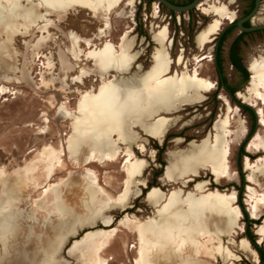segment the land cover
I'll use <instances>...</instances> for the list:
<instances>
[{"label":"rangeland","instance_id":"rangeland-1","mask_svg":"<svg viewBox=\"0 0 264 264\" xmlns=\"http://www.w3.org/2000/svg\"><path fill=\"white\" fill-rule=\"evenodd\" d=\"M6 1L28 9L36 4L39 10L36 15H20L17 34L8 43L0 62V212L11 218L7 223L11 232L0 240V264H83L76 254H71L72 248L91 243L96 248L102 241L100 233H108L112 228L117 233L104 238L105 245L99 255L107 264H139L137 236L131 228L135 222L163 220L167 213L163 204L175 191L182 198L191 196L195 200L215 191L222 197L232 195V204L218 212L232 216L235 207L239 211L224 240L214 232L211 238L215 246L223 245L228 250L230 260L203 256L199 264H260L257 251L245 236L247 223L242 208L249 220L256 221L250 226L254 243L264 248V175L257 171L264 165V148L253 145L264 143V124L258 116L254 136L244 146L249 157L241 159L238 170L239 144L249 134L250 116L218 87L219 73L213 60L218 38L239 18L247 0H200L198 9L190 15H170L169 10H161L150 0H117L111 8L105 7L101 0ZM47 4L59 12H46ZM216 21L218 28L207 35L205 30ZM252 22L264 24V0ZM239 33L233 29L222 45V74L229 88L238 89L235 96L238 102L249 104L256 111L260 108L264 115V103L247 92L250 81L247 68L264 61V34L244 37L241 60L248 80L243 82L227 61L229 46ZM156 38H160L159 44ZM160 49L159 64L154 67L153 58ZM65 64L71 65V70L62 69ZM205 81L213 87H206ZM120 86L133 91V101L128 107L106 101L100 103L97 117L93 114L86 117L83 100ZM150 88H161L165 93L152 100L163 106L155 109L144 123L163 124L162 138L146 135L141 131L142 122L134 119L146 105L143 96ZM225 120L232 123L233 131H239L236 138L234 135L230 138L229 175L216 179L204 165L194 175L186 176L178 166L179 159L188 157L193 148L214 143L215 124ZM105 121L117 122V130L108 136V141L113 143L110 145L119 148L114 159H101L94 146L102 139L97 122ZM128 145L133 152L129 161L123 152ZM45 147L61 151L47 181L35 189L27 182L21 183L16 186L19 193H10L11 181L19 182V176L27 178L42 163L41 152ZM86 151L87 161H82V153ZM126 161L143 162L145 166L134 174L136 178L131 175L125 193L119 195L126 179L123 169ZM171 163L177 164L176 176L169 174ZM248 176L253 178L248 180ZM85 178L92 180V186L99 191L98 203L90 213L81 205ZM148 185L153 186L148 188ZM154 190L163 196L159 203L151 205L147 196ZM45 193L48 194L44 196ZM48 195L50 201H46ZM61 201L69 203V211L58 215L56 210ZM118 205L123 208L120 210ZM213 219L218 222L220 217ZM218 224L223 226L221 221ZM239 248L249 249L257 261Z\"/></svg>","mask_w":264,"mask_h":264},{"label":"bare ground","instance_id":"bare-ground-1","mask_svg":"<svg viewBox=\"0 0 264 264\" xmlns=\"http://www.w3.org/2000/svg\"><path fill=\"white\" fill-rule=\"evenodd\" d=\"M116 1L117 0H101V2L105 3V5H106L105 7H107V8H111L115 4ZM49 3H50V1H49ZM21 6L20 7L19 6H13L9 2H7L6 0H0V62L2 61L1 56L3 55L4 52H6L8 43L17 34V20H18V18H20V15L27 16V14H29V13L36 15L38 13L37 11L39 10V6L36 4H31V9L22 8ZM198 6H199V4H198ZM198 6H197V9H198ZM102 8H103V6H102ZM65 9H66V7H65ZM45 11L51 12V13L59 12L57 10V8L53 7V5L51 6L48 4L45 6ZM106 12H107V10H106ZM90 13H91V11H90ZM218 16L219 15H217V17ZM43 20H45V19H43ZM231 23H233V22H231ZM220 24H221V22H220ZM51 25H53V24H51ZM51 25H50V28H51ZM218 25H219V21H216L213 24H210V26L205 30L206 31L205 33L207 35L212 33V32L214 33V31L218 28ZM205 28H206V26H205ZM162 36H165V35H162ZM158 37H159V35H158ZM163 40H164V38H163ZM155 42L159 44L160 38H156ZM9 48H10V46H9ZM114 48H116V47H114ZM161 54H162L161 49L155 53L154 58H153L154 59L153 60V66L154 67L158 66ZM207 56H209V55H207ZM204 58H205V56H203L201 59H204ZM61 59H62V57H61ZM127 59H129V58H127ZM164 61H166V60L164 59ZM65 63H66V61H65ZM162 65L164 66V64H162ZM63 68L64 69L66 68L67 70H71L72 66L65 64L62 66V69ZM162 69H161V72H162ZM248 69L250 71V81L248 84L247 92H248V94L253 95L257 99V101L264 103V61H262L258 64H251ZM148 70H149V68H148ZM84 73L85 72H82V74H84ZM150 73H152V72H150ZM153 75L154 74L152 73V76ZM157 75H158V73H157ZM197 76H198V74H197ZM130 77L131 76H129V78ZM149 77H151V76H149ZM79 80H80V78H79ZM115 82H117V81H115ZM205 85L208 88L213 87V84L210 82H207V81H205ZM152 88L147 90V94H145L143 96V99L145 100L146 105L134 116L135 117L134 119H136L135 121H137V122H142L143 129L141 128V131H143L146 135H149L151 137L162 138L163 135L165 134V131L163 129V124L160 123V124L152 125V123H151V125H147L146 123H144V122H148V121H146L147 118H149L151 116V114L154 112L155 109H157V108L160 109L163 106V104H161L159 101H157L155 103L152 100L154 99V97H157V96H158V98H160L165 93L162 92L161 90H159L161 88L151 90ZM183 90H185V89H183ZM132 92L133 91H127V89H125L124 87L122 88L120 86V88L106 89L105 91L103 90L99 94H96L93 98L83 100L82 101L83 109H85L86 112H88V116L86 115V117L88 118L91 114L96 116L97 112H98V107H100V103H102V105H103V103H105L106 101L111 102V104H121L123 106L128 107V104L133 101V98L131 97V95L133 94ZM204 93H205V91H204ZM172 95H173V91H172ZM197 95H198V93H197ZM198 97H199V95H198ZM236 97H237V92H236ZM158 98H157V100H158ZM169 110H171V109H169ZM77 114H78V112H77ZM257 114L260 118V123L264 124V115H263V112L260 108L257 109ZM84 119L86 120L85 117H84ZM157 120H159V119H157ZM160 120H161V118H160ZM86 121H88V120H86ZM217 122H219V123L215 124L216 133H215L214 143H212L210 145H206V146L204 145L200 148H199V146L196 148H193L194 151L192 153H190V155H188V157L182 156L179 159L178 166L183 170V173H185L186 176L194 175V172L198 168H201L204 165H205L204 167H206V169L213 176H215L216 179L222 178V177L225 178L229 175L228 157L230 155V147H229V145L231 143L230 138L232 137V135H234V138H236L239 134V131H233L232 130V123L228 120L217 121ZM222 122H224V123H222ZM234 123H236V122H234ZM97 124L101 127V135L100 136H102L101 137L102 141L100 140V142L96 143L97 145H94L95 149H96L97 153L101 156V159H103V158L114 159L119 152V148L116 146L112 147L110 145L113 143H110L108 141V138H109L108 136L112 131L117 130V127H116L117 122L105 121V122H97ZM99 131H100V129H99ZM99 131H98V133H99ZM94 132H96V131H94ZM98 138H100V137H98ZM128 139H129V137H128ZM202 141H204V140H202ZM90 143H92V141L89 142V144ZM87 145H88V143H87ZM253 145L256 147L261 145L264 148L263 142L259 143V144L253 143ZM123 152L125 154L124 156H125L126 160H128V161L131 160V158L133 157V152H132V149L129 145L125 148V151H123ZM87 154H88L87 151L82 153V159H81L82 161L83 160L87 161V158H86ZM41 155L43 156L42 163H39L36 166V168L34 169V173L32 174L33 178H32V175L27 176V178L23 177V176H21V177L19 176L18 177L19 182L15 181V180L11 181L9 183V184H11L9 186V192L11 191L10 193H14V194L19 193V192H16V186L17 185L19 186L21 183L27 182V184L31 185L32 189H35L37 187H40L41 184H43L47 181L54 162L60 160L61 151H56L55 149L45 147L42 150ZM81 160H79V161H81ZM128 161H126L123 164V169H124V173L126 174V179L124 180L123 190L120 192L119 195H123L125 193V190L127 189V185H128V182L130 180L131 175L138 173L145 166V163H143V162L130 164ZM245 161L247 162V157L245 158ZM176 165L177 164H175V163H171V165H170L171 168H168L169 174L172 176L177 175L175 172V168H177ZM246 166H247V168L252 169L250 163H246ZM257 171L260 174L264 175V165H261ZM252 172H253V170H252ZM180 177H183V176H180ZM135 178H136V176H135ZM252 178H250L248 176V180H251ZM91 182H92V180H91ZM91 182L87 178L84 179L83 186H82L83 191H82V195H81L83 198V199H81V205L86 207V209L88 210V213H90L92 211V209L95 208V203H98V198H99V191L95 187L92 186ZM47 194L48 193H45L44 196H46ZM219 194L220 193L215 191V192H211L210 194L203 195L202 197H200V199L195 200L191 196H187L185 198H182V197H180L181 195L176 193V191H175V193H172L169 195L166 202H164V204H163V209L166 210V212H167L164 214L163 220L156 221V220L151 219V220L146 221V222L144 221L145 223H142V224L135 222L131 229L133 230L134 234H136V236H137V253H138L137 261H138V263L139 264H199L198 263L199 259L203 256L218 259V261L220 259L224 262H225V260L229 259L231 254L228 253V250H226V248H224L223 245L215 246L213 244V242H211V238L213 237L212 234L214 232L218 237H221L223 239L224 236H226L228 234V231H229L228 229H229L230 225L235 224L239 211L235 207V210H233L232 216H230V214L227 215L226 213L219 214L218 210L227 209V204H229V203L232 204V201H233L232 195L222 197ZM50 195L47 196L46 201H50L49 200V199H51ZM162 196L163 195H160L156 190H154V191L150 192L147 196L148 203L151 205H153L155 203H159L162 199ZM10 198H8V199L10 200ZM61 200H63V199H61ZM3 203H5V202H3ZM105 204H107V203L105 202ZM107 206H109V205H106V207ZM1 207L2 206H0V209H1ZM68 207H69L68 202L61 201V202H59V204L57 206L56 212L58 211V213H59L58 215H63L69 211ZM255 207H256L255 205L252 206V210L254 212H255ZM119 208L121 210V208H123V206L122 207L119 206ZM124 208H125V206H124ZM104 209H106V208L104 207ZM212 210H217V211H212ZM94 211H95V209H94ZM1 213L2 212H0V240H3L6 237V235H8L11 232L10 225L7 224L11 218H10V215H8V214L6 215L3 213L1 214ZM93 213H95V212H93ZM97 214L99 215V213H97ZM214 216L220 217L219 221L223 222L222 227L218 224L219 221L218 222L214 221V219H213ZM155 217H156V215H155ZM124 218H126V216H124ZM126 222H127V220H126ZM116 233H117L116 228H112L108 233L101 232L100 237H102V241H100V243L98 244V246L96 248L92 246L93 245L92 243H91L92 245L86 244L85 246H76L75 248H72L73 247L72 246L71 247L72 248L71 254H76V257H78L79 260L81 259L83 264H107L108 261H106L104 258H102L99 255V252L101 251V249L105 245V239L106 238L108 239L109 237H113L114 235H116ZM94 240H93V242H94ZM214 242H215V240H214ZM61 249L62 248H60L57 252H60ZM239 250L243 254H248V253L250 255L252 254L251 258L253 257L254 261L255 262L257 261L255 256L253 255V253L249 249L239 248ZM49 256L52 257L53 254L50 253ZM234 259H235V257H234ZM200 264H202V262Z\"/></svg>","mask_w":264,"mask_h":264},{"label":"trees","instance_id":"trees-1","mask_svg":"<svg viewBox=\"0 0 264 264\" xmlns=\"http://www.w3.org/2000/svg\"><path fill=\"white\" fill-rule=\"evenodd\" d=\"M150 1L152 2L155 0H150ZM167 1H169L170 3L175 4V5L183 6V5L189 4L192 0H186L183 3H175L172 0H167ZM247 2H248L247 7L242 11L241 17L246 16L253 8L254 0H247ZM158 6L160 7L161 10L166 9L162 5H158ZM192 11L193 10L189 11L188 14L190 15L192 13ZM169 13H170V15L174 14V12H172V11H169ZM243 26L248 27V26H250V23L246 22L243 24ZM233 29H237V27L235 25H232V26L228 27V29L220 35V37L218 38V41H217V46H216L215 51H214L216 54V68H217V71L219 73L218 82H217L218 87L223 88L227 93H230L232 96L234 95V93H236L238 91V89L229 88L227 83H226V79L223 77V74H222V62H223V60H222V56H221V52H222L221 48H222V45H223L224 41L226 40L227 36L231 33V31ZM261 34H264V30H258V31H254V32H241L233 39V41L231 42V44L229 46V49L227 52V61H228L229 65L241 76L243 82H246L248 80V73H247L246 68L243 66L242 60H241V44L244 43L243 42L244 37L253 36V35H261ZM236 104L238 105V103H236ZM238 106H239V108H241L243 110V112H246L250 116V123H251L249 134H248L246 140L242 143V145L238 151V170H240L241 159L244 156H248V154H246V152L244 151V146L247 144L248 139L250 138V136L252 135V133L255 130L256 118H255V116H254V114L250 108L242 106V105H238ZM162 151H163V147L159 149L158 156H159V154L162 153ZM159 173L160 172H158L157 174H159ZM241 181L243 184L242 177H241ZM151 186H153V185H148V188H150ZM144 192H146V191H144ZM239 192L242 193V188H239ZM240 205H241V203H240ZM242 212L244 215L245 222L247 223V227L245 230V232H246L245 236L249 240L251 245L254 247V249L257 251L259 263L264 264V248L256 246V244L254 243L255 238H254L252 232L250 231V226L252 224H255L256 221L255 220H249L247 217V214L243 210V208H242Z\"/></svg>","mask_w":264,"mask_h":264},{"label":"water","instance_id":"water-1","mask_svg":"<svg viewBox=\"0 0 264 264\" xmlns=\"http://www.w3.org/2000/svg\"><path fill=\"white\" fill-rule=\"evenodd\" d=\"M154 3H156L157 5H162L167 10L172 11L174 13L183 14V13H188L191 10L197 9V6L200 3V0H192L189 4H186L183 6L172 4L167 0H155ZM260 6H261V0H254V5H253L252 10L246 16H244L242 18H236V20L233 23L229 24L228 27L235 25L237 27V30L240 33L241 32H254V31H258V30H264V24H257V25L252 24L253 23L252 20L258 14ZM246 22H249L250 26L244 27L243 24ZM213 60H214L215 66H216V54L215 53L213 55ZM247 70H248V68H247ZM228 94H229L230 98L233 99V101L235 103H238V105L248 107L252 110V112L256 118V127H255V130H256L258 122H259V120L257 118L258 117L257 111L252 106H250L249 104H246L244 102H238V100H236V98H235V96H236L235 93L233 96L230 93H228ZM255 130L252 133V135L250 136V138H252L254 136ZM249 139L247 142H249ZM242 143L239 144V149H240ZM69 253H70V251H69Z\"/></svg>","mask_w":264,"mask_h":264},{"label":"flooded vegetation","instance_id":"flooded-vegetation-1","mask_svg":"<svg viewBox=\"0 0 264 264\" xmlns=\"http://www.w3.org/2000/svg\"><path fill=\"white\" fill-rule=\"evenodd\" d=\"M184 1H186V0H182V2L180 1V2H175V3H183ZM239 18H242L241 15L239 16Z\"/></svg>","mask_w":264,"mask_h":264}]
</instances>
